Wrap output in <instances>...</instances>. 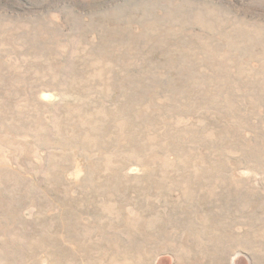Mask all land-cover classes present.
I'll return each mask as SVG.
<instances>
[{"label":"rangeland","instance_id":"obj_1","mask_svg":"<svg viewBox=\"0 0 264 264\" xmlns=\"http://www.w3.org/2000/svg\"><path fill=\"white\" fill-rule=\"evenodd\" d=\"M0 264H264V0H0Z\"/></svg>","mask_w":264,"mask_h":264}]
</instances>
